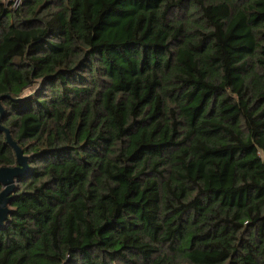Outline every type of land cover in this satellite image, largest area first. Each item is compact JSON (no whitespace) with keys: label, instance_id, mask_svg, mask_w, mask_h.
I'll use <instances>...</instances> for the list:
<instances>
[{"label":"trees","instance_id":"1","mask_svg":"<svg viewBox=\"0 0 264 264\" xmlns=\"http://www.w3.org/2000/svg\"><path fill=\"white\" fill-rule=\"evenodd\" d=\"M0 105V264H264V0H0Z\"/></svg>","mask_w":264,"mask_h":264},{"label":"water","instance_id":"2","mask_svg":"<svg viewBox=\"0 0 264 264\" xmlns=\"http://www.w3.org/2000/svg\"><path fill=\"white\" fill-rule=\"evenodd\" d=\"M0 131L5 132L6 141L13 146L16 152V158L18 159V165L14 167H1L0 168V182L3 184L4 189L0 193V227L7 220L11 209L8 204L12 195V190L15 186V182L18 178L24 177L29 171L28 158L24 155L23 149L19 146L18 142L12 138L10 131L1 124V118L4 114V107L0 105Z\"/></svg>","mask_w":264,"mask_h":264}]
</instances>
